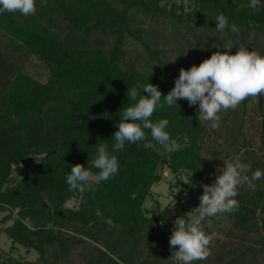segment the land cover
<instances>
[{"label": "trees", "instance_id": "obj_1", "mask_svg": "<svg viewBox=\"0 0 264 264\" xmlns=\"http://www.w3.org/2000/svg\"><path fill=\"white\" fill-rule=\"evenodd\" d=\"M249 3L35 0L34 15L0 13V212L5 214L0 226H6L0 237L6 234L11 249L21 246L36 252L41 262L11 258L0 264H66L82 237L96 246L84 258L85 264H155L150 258L159 259L166 251L170 228L168 208H162L152 188L162 181L159 170L165 167L177 178L173 187L182 186L183 178L195 185L196 181L209 182L203 173L205 128L187 100L181 99L178 106L157 108L151 117L153 122L169 121L166 131L174 142L172 152H165L147 129L145 140L126 142L122 151H113L112 136L120 115L134 103L128 100V89L137 87L140 95H146L139 86L151 83L162 96L172 90L159 75L129 63L126 45L134 38L152 56L156 54L144 35L148 31L142 28V17L162 16L213 33L216 17L223 14L229 26L235 24L239 30L264 36V0L258 10ZM232 40L233 48H241ZM257 52L264 55V48ZM34 57L49 66L46 83L25 70ZM258 100L262 109L264 95ZM80 114L89 118V127L78 128ZM100 144L117 157L118 173L94 183V191L70 192L66 177L71 167L79 163L87 168ZM202 185L197 193H203ZM184 189L189 191V203L198 207L200 196L193 195L188 185ZM175 199L180 204L178 216L186 219L191 209ZM235 199L238 209L226 215L234 227L262 234L257 242L264 248V219L257 223L258 212L264 214V188L243 190ZM72 200L78 206H69ZM148 200L154 201L150 207L146 206ZM97 209L115 227L101 220ZM149 238L158 245L145 254L141 248ZM232 251L219 264H247L253 258L252 254L247 258V250L243 255Z\"/></svg>", "mask_w": 264, "mask_h": 264}, {"label": "clouds", "instance_id": "obj_2", "mask_svg": "<svg viewBox=\"0 0 264 264\" xmlns=\"http://www.w3.org/2000/svg\"><path fill=\"white\" fill-rule=\"evenodd\" d=\"M260 5L261 0H250L249 7L253 10H258ZM4 12L34 15L35 0H0V13ZM215 25L218 32L230 29L239 33L235 24L229 26L223 14L216 17ZM222 46L226 51L213 52L210 58L198 66L181 68L174 87L166 96H162L158 87L151 83L139 86L146 95H140L137 87L128 89V100L134 103L124 108L120 115L118 130L112 136L115 141L113 151H122L126 142L133 144L145 140L144 130L147 129L165 152H172L174 142L166 131L169 121L160 119L153 122L151 119L157 108H163L165 104L178 106L177 101L181 99L187 100L189 106L198 104L199 122H211V129L217 130L220 127L221 112L235 110L246 99L256 101L260 95H264V55L243 47L231 54L230 50L235 47L231 41ZM213 47L219 49L221 45ZM244 151L241 150V155ZM91 168L99 171L94 174ZM118 169L117 157L109 154L106 145L100 144L96 157L88 161L87 168L79 163L71 167L66 177L68 190L81 194L94 191V183L109 180L118 173ZM220 172L222 174L217 175L213 184L202 185L203 194L199 197L200 204L195 208L196 213L187 219L179 216L174 221L169 244L173 249L171 259L176 264H194L206 260L211 255L209 246L216 234H207L204 224L210 226V218L219 213L235 212L239 207L235 199L238 189L245 184L254 187L253 181L264 177V172L260 169L252 171L251 164L243 163L240 156L235 157L234 162L224 161ZM96 214L110 228L115 227L114 221L111 218L105 219L99 209Z\"/></svg>", "mask_w": 264, "mask_h": 264}, {"label": "rangeland", "instance_id": "obj_3", "mask_svg": "<svg viewBox=\"0 0 264 264\" xmlns=\"http://www.w3.org/2000/svg\"><path fill=\"white\" fill-rule=\"evenodd\" d=\"M187 4V3H186ZM189 7V5L187 4ZM142 28L148 33L144 34L149 38V47L156 50L153 56L144 46L136 39L130 38L126 45L127 61L134 64L139 70L144 72H152L159 75L172 88L175 85V80L178 78L180 69H190L193 65L198 66L203 60L210 58L213 52L226 51L223 44L228 41H233L235 38L238 45L256 51L258 48H264V36L257 35L254 31L239 30V33L231 31V33L206 31L204 29L188 28L185 24L174 22L162 16L155 19L142 17ZM221 45L219 49L213 47ZM238 48H232L231 54H235ZM177 58V59H176ZM176 59L174 62L171 60ZM48 64L41 61L39 58H32L26 65L25 70L38 78L42 83L48 80ZM198 114L199 105L188 106ZM220 127L217 130L211 129V122H201L204 126L203 134V151L204 159L203 173L209 180L208 185L213 184L217 175L222 174L220 170L224 167V161L234 162V158L241 157L243 163L255 166V170L260 169L264 172V104L262 109L259 107V100L243 101L235 110L229 109L226 112L220 113ZM199 121V120H198ZM245 150L241 155V150ZM253 171V170H252ZM163 179L160 183L155 184L152 188L154 197H156L162 208H168V227L170 228L171 236L174 230V221L178 216L180 204L177 203L175 197H178L186 204L191 212L186 215V219L196 213L195 207L189 203V191L184 189V184L188 185L192 190V194L196 197L203 193H197L198 186L202 185L200 181H196L197 185L190 182L187 178H183L185 183L179 188L173 187L177 182V178L168 168L159 170ZM251 176V173H248ZM254 187H249L247 184L238 189V194L243 190H256L261 186L264 188V177L260 180L253 181ZM244 187V188H243ZM179 190V191H178ZM178 191V192H177ZM187 193V194H186ZM76 200H72L69 206H78ZM154 204V201L148 200L147 207ZM197 208V207H196ZM18 210L15 211V214ZM5 216L0 212V220ZM211 225L204 224V231L211 235L216 234L214 240L210 244L211 255L204 261H196L194 264H219L221 257L229 258L233 253V249L239 255H243L247 250V258L250 254L253 257L248 259L247 264H264V248L258 244V240L262 234L255 231L248 233L247 230H242L234 227L232 220L226 213H219L211 217ZM264 219V214L258 212L257 223L261 224L260 220ZM12 223L9 222L8 226ZM29 224V222L27 221ZM6 226H0V230ZM155 229V228H154ZM147 232V229H146ZM72 235L71 231L69 233ZM83 242H79L71 250L66 264H85L86 256L92 253V246H95L86 237H82ZM166 251L160 255L159 259L150 258L155 264H176L171 259L173 249L169 242ZM154 245H158L149 238L142 248L146 253L152 250ZM12 242L1 233L0 237V262L13 260H30L38 261L39 255L34 252H28L24 247L16 246L11 249ZM145 246V247H144ZM96 247V246H95ZM249 247V248H248ZM41 263V262H39Z\"/></svg>", "mask_w": 264, "mask_h": 264}, {"label": "water", "instance_id": "obj_4", "mask_svg": "<svg viewBox=\"0 0 264 264\" xmlns=\"http://www.w3.org/2000/svg\"><path fill=\"white\" fill-rule=\"evenodd\" d=\"M77 119L81 122V125L78 127L79 129H83L89 127V118L84 115H78ZM55 153V151H53Z\"/></svg>", "mask_w": 264, "mask_h": 264}]
</instances>
